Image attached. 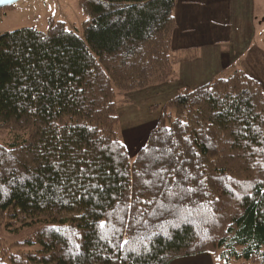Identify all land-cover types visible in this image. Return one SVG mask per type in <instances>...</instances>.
I'll return each instance as SVG.
<instances>
[{
  "label": "trees",
  "instance_id": "obj_1",
  "mask_svg": "<svg viewBox=\"0 0 264 264\" xmlns=\"http://www.w3.org/2000/svg\"><path fill=\"white\" fill-rule=\"evenodd\" d=\"M177 2L81 0L82 35L0 34V226L39 246L0 264H264L259 82L234 68L179 91L133 160L117 132V91L175 75Z\"/></svg>",
  "mask_w": 264,
  "mask_h": 264
},
{
  "label": "crops",
  "instance_id": "obj_2",
  "mask_svg": "<svg viewBox=\"0 0 264 264\" xmlns=\"http://www.w3.org/2000/svg\"><path fill=\"white\" fill-rule=\"evenodd\" d=\"M257 0H178L172 59L174 77L163 85L128 93L129 106L144 100L145 111L164 105L179 91L195 89L242 69L264 88V49L255 45L253 32ZM249 28V32H248ZM252 42V44H250ZM159 116V108H157ZM133 113V112H132ZM150 115V114H149ZM159 118L157 117L156 120ZM148 121V128L154 124ZM144 128L143 142L152 130ZM141 130V129H140ZM173 264H216L211 255L181 258Z\"/></svg>",
  "mask_w": 264,
  "mask_h": 264
},
{
  "label": "rangeland",
  "instance_id": "obj_3",
  "mask_svg": "<svg viewBox=\"0 0 264 264\" xmlns=\"http://www.w3.org/2000/svg\"><path fill=\"white\" fill-rule=\"evenodd\" d=\"M81 0H26L16 4L11 8L0 10V34L14 32L24 28H33L43 32L48 31L50 21L64 22L69 30L82 35L83 24L87 16L80 5ZM253 32L257 35L254 38L255 45L264 49V0H257L256 11L254 13ZM249 32V28H248ZM252 44V42H250ZM230 73V72H229ZM232 74V73H231ZM230 74V75H231ZM228 74H226L227 76ZM225 76V77H226ZM129 95L124 92H116V102L121 118L117 128L118 135L127 147L129 157L133 160L138 151L145 145L148 137L142 142L143 130L146 131L148 121L154 120V127L160 117L157 115V109H150V115L145 111L144 100L135 103L133 109L129 102ZM133 112V113H132ZM141 129V130H140ZM153 129V128H152ZM14 132L0 128V143L9 145L13 140ZM34 227L25 228L19 232H11L0 226V257L10 253L30 252L39 249V246L24 244L33 232ZM212 258L216 264H224L219 259V252L214 253ZM233 264H246L238 262Z\"/></svg>",
  "mask_w": 264,
  "mask_h": 264
},
{
  "label": "water",
  "instance_id": "obj_4",
  "mask_svg": "<svg viewBox=\"0 0 264 264\" xmlns=\"http://www.w3.org/2000/svg\"><path fill=\"white\" fill-rule=\"evenodd\" d=\"M26 0H0V10L6 9V8H11L15 6L18 3H21Z\"/></svg>",
  "mask_w": 264,
  "mask_h": 264
},
{
  "label": "snow or ice",
  "instance_id": "obj_5",
  "mask_svg": "<svg viewBox=\"0 0 264 264\" xmlns=\"http://www.w3.org/2000/svg\"><path fill=\"white\" fill-rule=\"evenodd\" d=\"M98 187H100V186H98ZM125 243H127V242H125ZM77 247H79V246H77Z\"/></svg>",
  "mask_w": 264,
  "mask_h": 264
}]
</instances>
